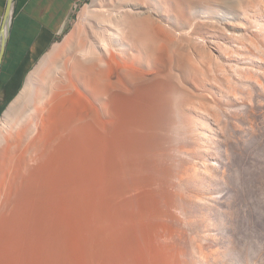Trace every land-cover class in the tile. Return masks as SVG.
<instances>
[{
  "label": "bare ground",
  "instance_id": "obj_1",
  "mask_svg": "<svg viewBox=\"0 0 264 264\" xmlns=\"http://www.w3.org/2000/svg\"><path fill=\"white\" fill-rule=\"evenodd\" d=\"M257 9L264 0H98L0 120V264H192L171 222L184 197L172 178L189 172L174 156L190 149L172 135L201 71L188 59L248 48L251 24L236 18Z\"/></svg>",
  "mask_w": 264,
  "mask_h": 264
},
{
  "label": "rangeland",
  "instance_id": "obj_2",
  "mask_svg": "<svg viewBox=\"0 0 264 264\" xmlns=\"http://www.w3.org/2000/svg\"><path fill=\"white\" fill-rule=\"evenodd\" d=\"M97 1L81 2L71 31L57 43L91 16ZM254 14L236 18L251 24L242 36L248 48L227 46L207 64L188 59L202 72L189 79V122L181 119L172 135L190 149L174 156V168L189 172L172 178L185 198L178 196L181 218L171 222L178 230L172 240L192 264H264V12Z\"/></svg>",
  "mask_w": 264,
  "mask_h": 264
},
{
  "label": "crops",
  "instance_id": "obj_3",
  "mask_svg": "<svg viewBox=\"0 0 264 264\" xmlns=\"http://www.w3.org/2000/svg\"><path fill=\"white\" fill-rule=\"evenodd\" d=\"M82 1L13 0L0 63V115L24 87L38 60L69 34ZM8 7L9 0H0V39Z\"/></svg>",
  "mask_w": 264,
  "mask_h": 264
},
{
  "label": "water",
  "instance_id": "obj_4",
  "mask_svg": "<svg viewBox=\"0 0 264 264\" xmlns=\"http://www.w3.org/2000/svg\"><path fill=\"white\" fill-rule=\"evenodd\" d=\"M12 5H13V0H9V7H8V10H7L5 21H6L7 17L9 16V11H10V8H11ZM6 43H7V39H5L3 41L2 51L0 53V63H1V60H2V56H3L4 50H5Z\"/></svg>",
  "mask_w": 264,
  "mask_h": 264
}]
</instances>
